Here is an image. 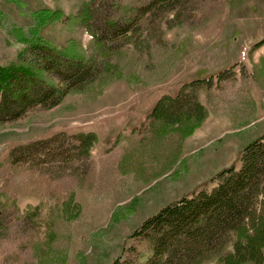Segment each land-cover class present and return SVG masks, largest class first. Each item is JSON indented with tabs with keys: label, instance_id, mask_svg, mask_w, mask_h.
Returning <instances> with one entry per match:
<instances>
[{
	"label": "trees",
	"instance_id": "1",
	"mask_svg": "<svg viewBox=\"0 0 264 264\" xmlns=\"http://www.w3.org/2000/svg\"><path fill=\"white\" fill-rule=\"evenodd\" d=\"M75 1L69 15L50 8L32 12L28 27L6 24L0 10V126L45 112L68 95L95 100L117 81L165 82L189 34L246 0ZM56 23L83 30L90 36L87 47L70 40L58 48L45 39L42 30ZM12 39L23 45L19 52ZM262 45L264 39L253 44L248 58ZM255 87L264 97V54L250 68L237 62L184 82L175 95H162L127 135L107 140L100 162L92 154L94 132L61 131L3 148L0 264H66L72 221L81 212L76 189L94 198L109 191L119 203L129 189L127 175L148 184L169 173L208 116L224 114L236 128L254 122ZM238 162L127 233L120 251L108 254L109 264H263L264 133L242 149ZM20 198L36 204L22 209ZM131 214L128 208L120 217L114 212L111 221ZM107 236L108 227L83 229L79 259Z\"/></svg>",
	"mask_w": 264,
	"mask_h": 264
},
{
	"label": "rangeland",
	"instance_id": "2",
	"mask_svg": "<svg viewBox=\"0 0 264 264\" xmlns=\"http://www.w3.org/2000/svg\"><path fill=\"white\" fill-rule=\"evenodd\" d=\"M76 5L75 0H0L6 24L14 22L23 27L33 25L31 13L34 11L50 8L69 15L75 12ZM41 33L58 48L70 45L72 40L85 49L90 39L83 30L69 31L63 23H56ZM262 39L264 0H246L239 7H224L207 24L189 34L180 59L165 82L146 87L138 82L117 81L90 101L78 94L68 95L45 112L1 125L0 152L10 144L45 138L56 132H94L98 142L92 154L100 162L107 140L121 131L127 135L162 95H175L182 83L214 75L237 62L250 68L251 62L256 63L264 54V45L250 55L251 59L247 51ZM11 47L19 52L23 45L12 39ZM252 96L257 106L254 122L236 128L224 114L208 116L202 127L186 139L182 157L169 173L148 184L136 182L127 175L129 189L119 203L109 191L94 198L90 191L76 189L75 200L81 212L72 221L73 236L66 264H109L108 254L120 251L127 241V233L139 229L146 219L168 204L192 195L223 169L231 165L237 167L242 149L264 133V97L257 87L253 88ZM18 203L23 209L27 204H36V200L20 198ZM127 208L132 209L133 214L111 221L114 212V217H120ZM103 227H108V236L90 244L79 259L77 251L81 248L82 230Z\"/></svg>",
	"mask_w": 264,
	"mask_h": 264
},
{
	"label": "crops",
	"instance_id": "3",
	"mask_svg": "<svg viewBox=\"0 0 264 264\" xmlns=\"http://www.w3.org/2000/svg\"><path fill=\"white\" fill-rule=\"evenodd\" d=\"M202 127V126H201Z\"/></svg>",
	"mask_w": 264,
	"mask_h": 264
}]
</instances>
